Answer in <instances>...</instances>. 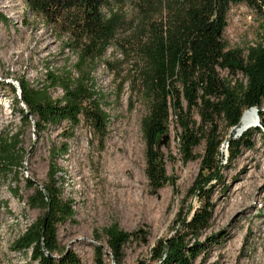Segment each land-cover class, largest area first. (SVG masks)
Segmentation results:
<instances>
[{
	"label": "trees",
	"instance_id": "obj_1",
	"mask_svg": "<svg viewBox=\"0 0 264 264\" xmlns=\"http://www.w3.org/2000/svg\"><path fill=\"white\" fill-rule=\"evenodd\" d=\"M24 1L32 16L65 37V46L76 54V62L70 66L67 60L58 70H46L45 80L37 87L23 79L17 80V88L9 85L22 126L32 125L34 133L40 134L50 126L66 123L68 137H72L84 120L102 137L109 117L100 104L102 95L95 89L93 72L117 30L127 22L125 13L114 6L120 0ZM238 4L248 7L264 30V0H135L136 36L144 63L140 69L142 93L149 103L140 124L148 184L158 190L170 181L159 141L169 132L171 116L176 123L180 161L200 160L198 175L174 217L173 234L158 239L150 249L149 260L154 264L206 262L211 248L220 241L218 237L200 238L213 219L215 186L210 182L221 179V145L227 144L226 162L236 160L243 149L253 148L254 131L250 128L238 137L236 131L243 114L254 108L259 119L254 129L264 133V34L245 55L241 49H229L223 40L227 13ZM57 88L62 96L54 99L50 91ZM121 93L119 87L116 97ZM20 136L16 132L0 137V176L13 180L12 196L18 199L17 177L22 175L25 156ZM201 145L203 153L197 155L195 150ZM67 151L65 143L51 149L47 182L41 187L24 179L25 187L32 191L25 204L42 211V216L18 237L12 250L30 252V259L37 264H81L75 253L59 246L57 238L58 226L75 216L73 201L63 198L59 174L64 173L56 163ZM191 197L199 201L193 213L185 205ZM2 204L8 208L7 203ZM102 232L107 251L95 246V264H105V256L122 264L124 247L147 237L141 230H122L116 223Z\"/></svg>",
	"mask_w": 264,
	"mask_h": 264
},
{
	"label": "rangeland",
	"instance_id": "obj_2",
	"mask_svg": "<svg viewBox=\"0 0 264 264\" xmlns=\"http://www.w3.org/2000/svg\"><path fill=\"white\" fill-rule=\"evenodd\" d=\"M114 6L125 13L127 22L117 30L93 72L95 89L102 95L100 104L109 117L105 135L101 137L82 120L68 137L66 123L40 134L34 133L32 125L22 126L9 85L17 88V80L23 79L37 87L45 80L46 70H58L67 60L70 66L75 64L76 54L66 48L64 36L27 11L24 0H0V137L21 133L20 146L25 153L22 175L17 177L20 199L12 196L13 180L0 176V264H37L30 259V252L12 250L18 237L42 216V211L25 204L32 191L25 187L24 179L46 183L50 151L62 143L68 151L56 163L64 173L59 174L63 198L73 201L75 216L58 226L60 247L75 253L81 264H95V246L107 251L102 230L116 223L127 232L147 234L144 241L124 247L122 264H154L149 260L150 249L158 239L173 234L174 217L198 175L200 160L180 161L176 123L171 116L168 139L159 141L170 181L158 190L149 186L140 126L149 103L142 93L140 69L144 63L136 36L135 0L116 1ZM259 25L248 7L233 5L227 13L223 40L229 49H241L245 55L264 34ZM119 87L122 93L117 98ZM50 94L54 99L62 96L58 88ZM261 111L264 113V100ZM255 127L250 129L254 131L253 148L243 149L236 160L226 162L227 144L221 145V179L210 182L215 186L213 219L200 238L218 237L220 241L204 264H264V133ZM229 136L230 132L225 133L226 139ZM195 153L201 155L203 145ZM185 205L193 213L199 201L191 197ZM104 263L115 264L106 256Z\"/></svg>",
	"mask_w": 264,
	"mask_h": 264
},
{
	"label": "bare ground",
	"instance_id": "obj_3",
	"mask_svg": "<svg viewBox=\"0 0 264 264\" xmlns=\"http://www.w3.org/2000/svg\"><path fill=\"white\" fill-rule=\"evenodd\" d=\"M257 126V118L255 109H251L246 111L241 119L240 126L237 129L236 133L242 134L243 132L247 131L250 128Z\"/></svg>",
	"mask_w": 264,
	"mask_h": 264
},
{
	"label": "water",
	"instance_id": "obj_4",
	"mask_svg": "<svg viewBox=\"0 0 264 264\" xmlns=\"http://www.w3.org/2000/svg\"><path fill=\"white\" fill-rule=\"evenodd\" d=\"M255 113H256V118H257V123H258L259 122V119H258V116H257V109H255ZM240 135H241L240 133L236 134V136H240ZM163 138H164V140H167L168 139V136L165 135ZM39 186L41 187V185H39ZM107 255H109V252H107Z\"/></svg>",
	"mask_w": 264,
	"mask_h": 264
}]
</instances>
